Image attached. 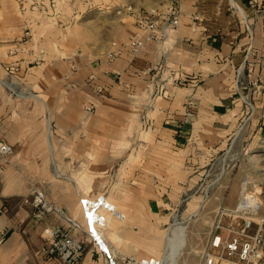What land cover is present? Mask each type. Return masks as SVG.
Returning a JSON list of instances; mask_svg holds the SVG:
<instances>
[{
	"label": "crops",
	"instance_id": "1",
	"mask_svg": "<svg viewBox=\"0 0 264 264\" xmlns=\"http://www.w3.org/2000/svg\"><path fill=\"white\" fill-rule=\"evenodd\" d=\"M59 1L14 0L23 13L11 22L9 0H0V141L13 148L0 155V264H67L40 254L45 230L66 222L49 216L35 223L23 199L37 186L82 223L81 198L105 195L113 203L98 192L111 184L125 191L114 200L133 206L182 202L191 192L188 202H219L200 192L244 112L237 77L245 56L264 47V15L250 0H139L131 13L122 5L81 11L75 0L67 8ZM143 10H177L180 23L137 52L124 47L109 64L114 44L122 47L137 32ZM195 13L203 22H193ZM135 226L113 219L103 232L119 264L128 259L120 254L153 258H141ZM81 238L77 264H110L88 234ZM212 239L200 250L189 240L184 261L197 255L204 264Z\"/></svg>",
	"mask_w": 264,
	"mask_h": 264
},
{
	"label": "rangeland",
	"instance_id": "2",
	"mask_svg": "<svg viewBox=\"0 0 264 264\" xmlns=\"http://www.w3.org/2000/svg\"><path fill=\"white\" fill-rule=\"evenodd\" d=\"M69 1L60 0L56 6L67 8ZM136 1L139 2L75 0L73 6L84 11L99 7L114 9L122 5L127 13H131L135 9L132 3ZM12 3L9 0V18L11 22H17L22 19L23 11ZM3 16L5 14L1 11L0 23ZM258 53L255 50V55L251 54L245 60L244 70L237 77V95L244 112L243 115L240 113L233 143L226 151L218 153L214 163L207 168L204 184L209 188L200 192L207 200L217 198L219 202H188L194 194L191 192L182 196V202H163L162 206L155 204L153 207L133 206V202L115 201L125 193L119 191L116 184H111L108 190L98 191L108 194L118 211L126 216L124 221L119 220L123 225H130L132 231L133 225H136L135 230L138 231L140 224L143 238L141 258L150 256L165 264H197V255H193L195 258L189 262L184 261L189 240L191 248L200 250L210 238L226 236L230 231L243 240L252 239L258 234L264 238V61L259 62ZM116 181L117 176L111 172L110 183ZM249 192L258 194L257 207H243V198ZM211 252L216 253L215 250ZM120 255L128 259L130 256Z\"/></svg>",
	"mask_w": 264,
	"mask_h": 264
},
{
	"label": "built area",
	"instance_id": "3",
	"mask_svg": "<svg viewBox=\"0 0 264 264\" xmlns=\"http://www.w3.org/2000/svg\"><path fill=\"white\" fill-rule=\"evenodd\" d=\"M179 1L181 0H174V4ZM250 3L255 14L264 15V0H250ZM135 18L137 32L122 47L114 44V51L110 52L107 57L109 64L121 56L124 47H129L132 51L137 52L149 42L164 39L180 23V15L177 10L162 14L156 11L141 12L136 14ZM192 20L195 24L203 22V18L198 13L193 15ZM251 54L255 55L250 48L246 61ZM260 54H258L257 59L261 63L264 61V51ZM114 73L121 77V73ZM99 91L103 93L100 88ZM85 109L89 112L93 111V107L90 106ZM12 153V146L0 141V155L8 157ZM108 202L110 201L105 195L81 198L80 207L84 217V223H82L69 216L62 207L50 202L44 189L34 187L29 195L23 199V204L31 208L35 223H42L49 216H56L66 222V225H57L45 230L44 233L48 239L40 254L49 258L57 257L67 264H77L85 251V243L81 238L84 233L92 238L106 255L110 264H119L114 260L111 251L105 248L103 232L108 228L112 218L124 220V216L120 214L116 206ZM211 245L216 253L206 252L204 264H264V238L260 234L252 239L243 240L230 231L226 236L216 235L212 239ZM125 264L165 263L154 258L142 260L129 258Z\"/></svg>",
	"mask_w": 264,
	"mask_h": 264
},
{
	"label": "bare ground",
	"instance_id": "4",
	"mask_svg": "<svg viewBox=\"0 0 264 264\" xmlns=\"http://www.w3.org/2000/svg\"><path fill=\"white\" fill-rule=\"evenodd\" d=\"M234 5L236 6V8L238 10H240V12H242L243 15H246L245 11L243 10V8L239 4L234 3ZM108 203L111 204V205H114L113 203H110V202H108ZM258 203H259L258 194L256 192H249V193H246V195L244 196V198H243V205L244 206L243 205L242 206L244 208H247V207H257L258 206ZM114 206H116V205H114ZM121 215L124 216V220H125L126 219V216L123 213H121ZM124 220H121V221H124ZM105 248H108L106 244H105ZM108 250L110 251L109 248H108Z\"/></svg>",
	"mask_w": 264,
	"mask_h": 264
}]
</instances>
